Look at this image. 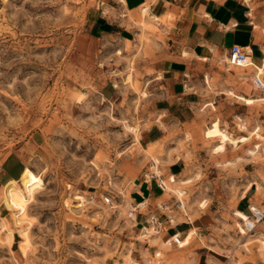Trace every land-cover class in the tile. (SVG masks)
I'll return each instance as SVG.
<instances>
[{"label":"rangeland","instance_id":"rangeland-1","mask_svg":"<svg viewBox=\"0 0 264 264\" xmlns=\"http://www.w3.org/2000/svg\"><path fill=\"white\" fill-rule=\"evenodd\" d=\"M96 1L0 0V162L18 155L21 174L27 169L36 188L18 226L2 202L6 183L0 188V264H185L198 233L191 229L176 248L163 242L151 254L153 227H135L131 183L145 161L157 163L139 145L151 126L152 104L131 50L123 54L115 40L90 38L88 10ZM248 3L264 9V0ZM260 31L264 36V24ZM215 65L227 84L236 77L253 84L250 67ZM259 78L264 86V73ZM109 80L115 94L105 101L101 89ZM253 88L263 95L249 99H263L264 87ZM228 100L233 104L186 134L195 153H186L183 175L172 187L165 183L157 204L177 201L168 226L201 214V246L207 247L201 264L253 263L255 247L264 264V217L254 231L243 224L250 206L264 214V103ZM220 145L223 151L214 152ZM249 187L245 215L237 204ZM105 195L111 205L102 202ZM14 200L20 203L17 194ZM138 206L145 214V205Z\"/></svg>","mask_w":264,"mask_h":264},{"label":"crops","instance_id":"crops-1","mask_svg":"<svg viewBox=\"0 0 264 264\" xmlns=\"http://www.w3.org/2000/svg\"><path fill=\"white\" fill-rule=\"evenodd\" d=\"M248 2L98 0L88 10L90 38L115 40L122 47L123 54L131 50L132 57L138 58L136 71L142 76L143 89L148 92L147 98L152 104L151 126L142 131L139 145L148 157L155 156L157 163L148 159L142 164L143 172L132 181L130 192V202L134 207L145 203L144 208H147L145 214L136 208L135 227L142 225V230L153 227L156 238L148 247L151 254L158 252L163 242H170L172 236L177 235L181 239L188 235L189 230L194 229L198 233L194 234L193 241L187 245L185 264H201V251L207 248L201 246V214L193 221L187 218L168 226L167 218L174 221L172 214H175L174 205L177 201H171V205L169 202H157L165 195V191L160 188L162 183L172 187L176 178L183 175L186 153H195L186 134L195 133L194 127L200 125L206 117L214 115V111L227 108V104L231 103L229 95L244 98L246 105L259 100L249 98L263 95L262 91L253 88L250 80L236 77V84H227L230 79L226 74L222 75L215 65L217 62L225 63V59H220L226 57L232 45H238L246 48L250 55V68H245L255 70L254 77L259 69L264 73V36L260 31L264 24V9L255 11ZM145 5L147 7L142 8L137 16L136 11ZM171 16L174 19L170 25H163ZM153 29L163 39L159 38V34L151 33ZM146 38L147 42L144 41ZM114 94L113 83L109 80L101 89V97L105 101L112 100ZM15 167L20 172L17 175L10 174L9 169ZM24 168L18 155H7L0 162V188L7 181L17 180ZM151 168H155L158 174L151 173ZM188 182L183 181L184 184ZM250 190V187L246 189L245 196L237 204V210L245 215V203L242 202L245 198L246 204L249 203ZM151 217L161 221V229L157 230L150 223ZM170 247L176 248V245L170 243ZM252 251L249 255L253 263L248 264H261L262 259L256 247ZM164 263L167 264L166 261Z\"/></svg>","mask_w":264,"mask_h":264},{"label":"bare ground","instance_id":"bare-ground-1","mask_svg":"<svg viewBox=\"0 0 264 264\" xmlns=\"http://www.w3.org/2000/svg\"><path fill=\"white\" fill-rule=\"evenodd\" d=\"M225 62L227 63V59H225ZM248 65H250V64L248 63ZM248 65L246 67H249ZM261 73H263L261 69L257 70V74L253 79V85L255 87H256V85L254 84L255 78L257 77L258 79H260L259 76L261 75ZM261 83H262V81H261ZM263 87L264 86L262 83L261 88H263ZM261 88H258V89H261ZM232 96L235 97L236 99H238L239 101H246L242 97L235 96V95H232ZM258 101L264 103V98L259 99ZM213 151L214 152L223 151V145L217 146L216 148L213 149ZM161 189L163 191H167V187L164 183H162ZM35 191H36V188L34 186V182L30 178L29 171L27 169L23 171V173L20 175L18 180H11L5 184L4 189H3V201L2 202H3V205L5 206V208L7 209V211L9 213H11L12 220H13V223L15 224V226L19 225L20 218L22 219L23 217L24 218L26 217V211H27L28 203L31 200V197ZM15 194H17L20 197V203L15 202V200H14ZM177 194H178V197H180L182 195L179 192H177ZM144 205H145V203L144 204L141 203V206H144ZM251 209L254 211H258V209H256L255 207H251ZM243 224L244 225L248 224V218L244 219ZM3 228H4V225H0V232L3 231ZM9 235H10V233H9ZM7 239H10V238H7ZM167 243L170 245V242H167ZM180 243H181V241H179V244Z\"/></svg>","mask_w":264,"mask_h":264},{"label":"built area","instance_id":"built-area-1","mask_svg":"<svg viewBox=\"0 0 264 264\" xmlns=\"http://www.w3.org/2000/svg\"><path fill=\"white\" fill-rule=\"evenodd\" d=\"M226 59H227V63H226L227 65L234 68H244L248 65L250 61V55L246 48L240 47L238 45H232L226 53ZM254 84L256 85L257 88H261L262 86L261 80L258 79L257 77L255 78ZM88 201H89L88 203L93 202L94 198L90 196ZM102 202L106 205H111L112 203L111 197L109 195H105L102 198ZM136 208L137 206L132 209L133 210L132 212H135ZM249 212L250 214L247 216L248 224L244 226L248 232H251L254 231L255 225L263 219L264 214L261 213L260 211H254L250 207H249ZM167 221L169 224L173 223L172 218H167ZM150 223L156 226L157 230L161 229V221L158 218L151 217ZM179 241L180 238L177 235L172 236L170 239V243L176 246H179Z\"/></svg>","mask_w":264,"mask_h":264}]
</instances>
